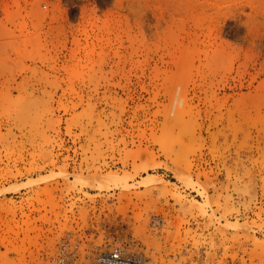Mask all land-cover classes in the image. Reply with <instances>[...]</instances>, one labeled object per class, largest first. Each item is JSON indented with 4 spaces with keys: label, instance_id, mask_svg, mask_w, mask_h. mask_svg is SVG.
<instances>
[{
    "label": "rangeland",
    "instance_id": "obj_1",
    "mask_svg": "<svg viewBox=\"0 0 264 264\" xmlns=\"http://www.w3.org/2000/svg\"><path fill=\"white\" fill-rule=\"evenodd\" d=\"M255 226L264 0H0V264L210 228L264 264Z\"/></svg>",
    "mask_w": 264,
    "mask_h": 264
},
{
    "label": "built area",
    "instance_id": "obj_2",
    "mask_svg": "<svg viewBox=\"0 0 264 264\" xmlns=\"http://www.w3.org/2000/svg\"><path fill=\"white\" fill-rule=\"evenodd\" d=\"M255 236L264 235V228L260 231L253 227ZM214 229L205 230L204 243L194 246L191 243L181 252L171 253L167 257L158 256L159 259H171L175 264H257L258 259H251L244 252V245L238 241H228L220 234L213 233ZM212 233V234H211ZM70 243L64 242L58 251L57 260L60 264H80L78 254L69 251ZM164 259V260H165ZM156 259L152 253L134 250L123 243L113 245L109 250L100 253L95 264H155Z\"/></svg>",
    "mask_w": 264,
    "mask_h": 264
},
{
    "label": "bare ground",
    "instance_id": "obj_3",
    "mask_svg": "<svg viewBox=\"0 0 264 264\" xmlns=\"http://www.w3.org/2000/svg\"><path fill=\"white\" fill-rule=\"evenodd\" d=\"M259 255L264 256V244L263 243L262 245L259 243Z\"/></svg>",
    "mask_w": 264,
    "mask_h": 264
}]
</instances>
